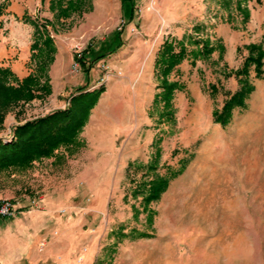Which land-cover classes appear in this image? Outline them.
<instances>
[{
  "label": "rangeland",
  "instance_id": "obj_1",
  "mask_svg": "<svg viewBox=\"0 0 264 264\" xmlns=\"http://www.w3.org/2000/svg\"><path fill=\"white\" fill-rule=\"evenodd\" d=\"M51 1L54 0H0L3 5L0 10V31L5 35L7 44L15 45L19 50L28 49L30 45L32 51L30 73H39L41 82H49L51 88L42 96L38 95L15 103L5 116L0 129V139H9L17 124L67 107L70 95L87 81L89 89L99 87L102 83L106 85V91H108L104 98L106 107H113L120 97L121 101L117 107L124 114L134 108L130 99L133 101L135 88L137 95L135 107L142 109L138 98L144 91V83L137 82V79L145 55L143 50L136 49L137 41H147L148 45L154 43L155 49L158 47L157 38L161 39L165 30L144 35L140 29V20L137 18L136 27H125L123 36L127 37L126 41L129 44L131 43L130 48L138 55L141 53V56L135 58L131 57L132 54L130 56L122 51L113 52L95 61L89 77L81 66L78 70L73 69L69 56L71 51L59 52L57 46L53 59L46 62V70L40 71L39 64L46 60L45 54L36 55L39 49H34L32 43L35 39L42 41L45 35L38 33L33 20H36L38 24L46 25L43 31L50 33L61 44L62 39H69L76 34L75 32L81 26L83 15L91 11L94 4L92 0L91 9L84 12L74 11L68 16H63L60 14L58 5L53 7ZM226 1L228 0H188L191 11L188 15L190 26H188V33H185L182 39L188 43L186 44L188 56L176 65L175 68L179 67L178 70L174 68L168 76V78L183 79V88L176 90L177 98H173L177 107L173 105L174 115L170 117L171 115L165 112L168 109H165L163 98L156 100L155 96L150 105V112L156 116L152 122L161 123L164 128L158 135L160 142L158 140L157 145H162L159 148L160 153L156 154L157 145L141 147L140 144H143L145 134L148 133L142 122H139L132 131L123 132L112 152L115 159L113 172L104 170L95 171L92 174L90 172L92 177L81 179L80 199L75 203L76 208L70 210L71 203H65L62 206L64 210L57 211L56 208L54 219L43 222L42 227L45 230H51L49 236H45L43 242L41 241L43 245L40 244V248L42 246L43 251L39 250V245L38 248L36 245V250L33 248L30 251L38 252L39 250L43 255H48L45 264H63L61 258L64 255L70 254V261H72L74 257L88 253L91 249L99 253L102 251L104 259H98L89 264H105V261L110 258L108 264H132L137 260L138 264H145L146 260L137 259L139 251L153 244L158 247L167 246L165 242L170 238L173 240V237H183L180 238L183 242L177 245L180 246L178 248L180 253L185 252L187 249L185 245L188 243V218L191 217V213H195V209L197 213L201 208L199 213L213 214L221 212L222 205L227 206L231 203L264 204V65L262 71L257 73L258 69L252 64L247 75L243 74L242 78H246L254 87L247 95L245 105L233 109L230 121L222 124L215 120L214 115V111H221L230 95L242 86L240 75L235 72L238 67L243 66L245 57L250 52L248 45L262 42L264 46V32L262 33L264 20L261 17H257L256 21L250 20L248 6V3H251L252 7L264 9V0H230L228 4ZM67 3L68 0H64L63 5ZM136 3L139 4L140 0ZM112 5V2L108 0H99L97 10L95 9L92 17L98 18L100 15L98 10L104 14L109 8L114 7ZM139 8L135 6V15L140 13ZM74 14L77 16L67 19ZM126 19L130 21L128 16ZM124 23L125 18H122L114 28L107 22L95 31L91 30L93 35L91 38L87 40L78 38L73 47L75 53L77 49L82 50L91 44L94 46L92 55L95 54L100 42L109 39L111 34L122 28ZM21 27L25 30L23 35L19 34ZM218 31L221 36L217 34ZM238 31L240 33L236 34ZM206 38L213 41L215 50L209 55L203 52L197 55L195 51H202V45L199 44ZM258 38L262 39L253 41ZM176 44L180 46L179 43ZM198 45L199 48H197ZM103 61L108 65L107 68L102 66ZM114 63L118 64V67L115 68ZM0 65L11 68L8 65ZM157 69L156 66V71ZM129 70L132 72L131 76ZM157 72L160 73V71ZM13 73L18 77L14 71ZM117 77L124 80L121 90L120 83L113 82ZM152 80V89L159 90V85H156L158 80L155 77ZM213 87L216 88L213 90ZM106 91L102 92V97ZM88 97L95 99V93H89ZM127 123L125 118V124ZM202 124L204 126L198 130ZM110 125V122L106 123V127ZM216 126H220L227 135L231 136L229 148L223 146L225 148L222 149L220 146L219 135L223 133V130L218 131ZM187 127L188 154L186 156L182 143L184 129ZM81 137L82 133L79 138L81 146L75 151L69 150L70 156L75 154L88 159L90 156L94 157L93 155L107 154L105 147L97 151L93 146H88L81 141ZM131 141L137 142L135 145L137 150L136 153L130 152L129 158L137 159L130 161L126 171L120 174V168L116 169L121 166L117 162V157L126 149H133L125 147L126 143ZM219 148L221 150H218ZM149 156L148 163L145 165L141 163L139 166V159L142 157L146 161ZM150 164L157 165V169L152 170ZM187 165H189L188 178L197 179L198 177L197 181L192 182L193 184L188 183L189 180L184 173ZM34 166L35 164L32 168L21 172L0 174V199L15 192L17 187L20 189L15 197L16 201L13 198L9 199L18 208L17 203H20L22 198V201L27 198L30 204L44 199L43 192L32 189L29 184L33 178L31 173ZM37 166L40 167V165ZM53 173L51 178L48 176L52 182H55L59 178ZM161 173H167L166 177L169 178L167 188L157 200L146 202L149 181L161 176ZM144 181L146 186L143 185ZM167 189L171 190L163 194ZM17 215L18 213L15 216ZM70 219L78 221V226L70 227L68 223ZM37 227L26 234L35 235ZM13 235L10 241L11 246L15 248L17 246L15 240L18 238L16 232H13ZM91 237L96 240L93 248L89 241ZM112 237H115L114 243L110 241ZM180 240L177 239V241ZM86 261L84 259L80 264H86Z\"/></svg>",
  "mask_w": 264,
  "mask_h": 264
},
{
  "label": "crops",
  "instance_id": "obj_2",
  "mask_svg": "<svg viewBox=\"0 0 264 264\" xmlns=\"http://www.w3.org/2000/svg\"><path fill=\"white\" fill-rule=\"evenodd\" d=\"M108 1L112 2V6L114 7L109 8L104 14L100 13L98 10L100 15L97 18L95 16L92 17V14L95 12V9L97 10L99 0L96 2L93 0V9L83 15V20L80 23L81 26L75 32V35H72L69 39H62L61 44L54 38L57 50L59 52L62 50L71 51L69 56L70 60L73 61L75 56V49H73V47L77 43L78 38H84L85 40L91 38L93 36L92 31H95L101 25L107 24V22H109L110 27H116L119 20L126 17L122 7V0ZM136 5L140 7V13L134 15L133 19L126 23V28L128 26H130V28L136 27V19L139 18L140 29L144 35L165 30L161 39L157 38L159 40L157 43L158 47L155 49L154 43L148 45L147 41H137L138 45L136 49L140 51L143 50V54L145 55L143 66L137 79V82L141 81L144 83V91L138 98V100L140 99V106H142V109L140 110V107L139 109L135 107L137 95L134 88L133 101L130 99L134 108H131V111H127L125 114L119 110L117 107L118 103L121 101L119 93L124 80L117 77L113 82L118 81L121 85L118 92V101L113 107H106L104 98L108 91L105 90L106 94L103 97H99L96 106L92 109L88 123L82 132L83 138L81 137V141L88 146H93L96 150L105 147L104 149L107 150V154L102 156L93 155L94 157L90 156L87 159L75 154L70 156L68 152L71 150L70 148H61L53 157L44 158L40 160V162H35V166L31 173L33 178L30 180L29 184L32 189L42 191L44 199L32 205L27 201V198L23 201L22 198L21 201H19L20 203H17L20 208L17 215L18 217L15 216V218L11 217L0 221V225H2L0 228V231H2L0 234V264H45L47 262L49 256H45L40 252L43 251V247L41 246L40 248V244L45 236H49L51 230H45V228L42 227L43 222L45 223L48 219H54L56 208L58 209L57 211L64 210L65 208H62V206L65 203H71L69 206L70 210L76 208L75 203L80 199L82 178L92 177L91 174L95 171L101 172L104 170L106 172H113V162L115 159L112 156V152L117 144L118 138L123 132L132 131L137 127L139 122H142V125L146 128L148 133L145 134L146 138L143 140V144H140L141 147H153V145H157L158 140L160 142V137L158 135L164 128H162L161 123L157 124L152 122L156 116L152 115L150 112V105L153 103L154 97L163 89L160 85V83H162V75L157 72L158 69L156 71V58L165 39H174V41L177 42V39H183V35L188 33V26H190V23H188V15L189 12H191L189 8L190 4H188V0H140V3H136ZM248 6L250 7V20L254 19L256 21L257 17H261L264 20V9L252 7L251 3H248ZM232 12L234 13V11ZM76 16L77 15L74 14L67 19L69 20ZM24 32L25 30L21 27L19 34L23 35ZM263 32L264 24L262 33ZM239 33L240 31L236 32V34ZM217 34L221 36L219 31ZM4 36L3 32L0 31V64L10 66L15 74L22 78L32 70L30 66L32 54L31 46L29 45L28 49L24 48L19 50L15 45H8ZM124 38L125 43L116 52L119 53L118 51H122L123 53L130 54V56L132 54L131 57L135 58L141 56V53L138 55V53L130 48L131 43L129 44V42L126 41L127 37L125 36ZM261 39L262 38L253 39V41H260ZM202 43L203 40L199 45L201 46ZM211 43H213V41ZM185 44H188L187 41ZM199 45L197 48H199ZM113 66L116 68L118 64L114 63ZM178 68L179 67L175 68V70H178ZM131 73L130 71V76ZM154 77L158 80L156 85H159V90L152 89V79ZM169 79L178 80L180 83L183 82V79L180 77H169ZM95 86L96 85H94V87ZM175 94L174 99L177 98V93ZM123 98H125V95H123ZM174 107H177L175 101ZM139 116H141L140 119ZM125 118H127V124H125ZM109 122L111 125L106 127V123ZM203 126L202 124L198 130H201ZM216 129L218 131L223 130V133L219 135L222 149L225 148L223 146L228 147L231 145V136L227 135L220 126H216ZM96 135L98 136L95 137ZM183 137L184 142L182 145L184 147V154L187 156L188 127L184 129ZM136 143L135 141L127 142L125 147H131L133 149H126L122 155L117 157V162L121 166L116 169L118 170L120 168V174L126 171L130 161L133 162L137 159L129 158L130 152L136 153ZM161 146V144L157 145L156 154ZM82 149H84V147ZM218 150H221V148ZM223 151H225V149ZM149 158L150 156L147 157L145 161L141 157L138 162L139 166L141 163L143 165L147 164ZM37 165H40V167ZM188 168L189 165L184 169L187 178ZM52 173L53 175H58L57 178L59 179L55 182H52V179H50ZM161 175L166 176L167 173H161ZM197 179L188 178V183L191 182V184H193L192 182L197 181ZM88 185L90 186V184ZM143 185L146 186V181H144ZM147 186L149 188V184ZM18 189L20 188L17 187L15 192L5 197L13 198L16 201L15 197L18 195ZM168 189L163 194L171 190ZM22 202H24V204H21ZM258 205L259 204L247 202L231 203L227 206L222 205L221 212L213 214L204 213L202 211V213H199L201 208L197 213L195 209V213H191V217L188 218V243L184 242L187 243V245H185L187 248L185 252L180 253V250L178 251L180 246L177 245L183 242L180 240V238L183 237H173V240H170V238L165 242L167 246L158 247L154 244L151 246L148 245L145 250L137 253V259L142 258L146 260L145 264H264V204ZM68 223L70 227H76L79 222L70 219ZM34 227L38 228L35 235H31L30 233L26 234L27 232H31V229H34ZM13 232H16L18 238L16 240L14 239L15 243H17L15 248L11 246L10 241V239L14 237ZM114 239L115 237L110 239L111 243H114ZM177 239L180 241H177ZM89 241L92 244L91 248H93L96 240L94 237H91ZM106 243L109 244L110 242ZM36 245L37 248L39 245L40 251L31 252L30 250H33V248L36 250ZM101 252H94L91 249L88 253L79 254L82 256L78 255L76 258L74 257L72 261H70V254H66L61 258V261L63 264H80L86 259V264H89L92 261L95 262V260L104 259ZM105 255L107 256V253ZM109 260H111V258ZM109 260H106L105 264H108ZM137 261L132 262V264H138Z\"/></svg>",
  "mask_w": 264,
  "mask_h": 264
},
{
  "label": "trees",
  "instance_id": "obj_3",
  "mask_svg": "<svg viewBox=\"0 0 264 264\" xmlns=\"http://www.w3.org/2000/svg\"><path fill=\"white\" fill-rule=\"evenodd\" d=\"M54 1H51V5L53 7L58 5L60 14L63 16H68L74 11L84 12L92 7V0H68L66 5H63L64 0H56L55 3ZM136 2L137 0H122L124 14L128 16L129 20H132L135 15ZM227 2L229 3L230 0ZM2 7L3 5L0 2V10ZM126 22L128 21L125 17L122 28L115 30L109 39L101 41L95 54L92 55L91 51H93L94 46L91 44L82 49L80 55L75 53L74 58L80 62L87 77L90 76L95 61L116 52L125 43L123 35ZM33 23L36 25L38 33L45 35L42 41L35 39L32 43L34 49H39L36 55L45 54L46 60L39 64L40 71H45L47 68L46 62L53 59L56 45L50 33L43 31L46 25L38 24L36 20H33ZM176 43H179L180 46L178 47ZM248 47L250 52L245 57L243 66L238 67L235 72L240 75L242 86L230 95L221 111H214L215 120L222 124H227L230 121L234 108L245 105L247 95L253 90V84L246 78L243 79V74L247 75L252 64L258 69L257 73L262 71L264 65V46L262 42L250 43ZM214 50L215 47L211 43V39L206 38L202 43V51L195 52L197 55H200L201 52L209 55ZM187 53L184 40L181 39L175 42L174 39L167 38L156 58V66L162 75L160 85L163 87L156 94V100L157 98L164 99L165 109H168L165 112L167 115H171L170 117L174 115L173 98L175 91L183 88V85L178 80H169L168 76L176 65L187 56ZM88 87V81L80 85L70 95L67 107L17 124L13 129L11 139H0V174L25 171L32 168L36 161L54 156L61 148L69 147L71 151H75L81 146L80 134L88 123L91 111L96 106L99 97L106 90L104 83L93 89ZM214 88L216 87H213V90ZM50 89L49 82H41L39 73H29L19 79L14 75L11 68L0 65V129L3 126L7 112L15 103L23 99H32L38 95L42 96L44 92H48ZM93 92L95 93V99L88 97V94ZM157 153H160V150ZM150 167L152 170H156L158 166L150 164ZM168 182L169 178L162 175L149 181L145 201L150 203L157 200L167 188Z\"/></svg>",
  "mask_w": 264,
  "mask_h": 264
},
{
  "label": "built area",
  "instance_id": "obj_4",
  "mask_svg": "<svg viewBox=\"0 0 264 264\" xmlns=\"http://www.w3.org/2000/svg\"><path fill=\"white\" fill-rule=\"evenodd\" d=\"M76 51H77V54L80 55L82 50L77 49ZM80 66H81L80 62L74 58V60L72 61L73 69L78 70ZM102 66L104 68L108 67L105 61L102 62ZM11 138H12V135L9 137V139ZM33 203L36 204V202L34 201ZM33 203L32 205H34ZM18 209L19 208L17 207V205L9 198H1L0 199V221L5 218L14 217L18 213Z\"/></svg>",
  "mask_w": 264,
  "mask_h": 264
}]
</instances>
